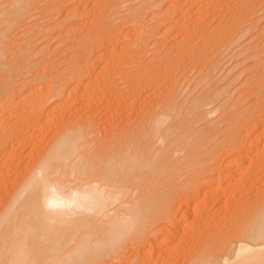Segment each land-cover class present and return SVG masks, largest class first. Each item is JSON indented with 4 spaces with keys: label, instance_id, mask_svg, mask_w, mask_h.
Here are the masks:
<instances>
[{
    "label": "bare ground",
    "instance_id": "6f19581e",
    "mask_svg": "<svg viewBox=\"0 0 264 264\" xmlns=\"http://www.w3.org/2000/svg\"><path fill=\"white\" fill-rule=\"evenodd\" d=\"M11 1L0 13L8 18L6 31L18 25L25 8H39L43 2ZM166 1L163 11L152 13L157 22L151 25L148 39L136 28L144 17L139 9L127 7V17L120 16L119 9L131 0H96L87 12L77 3L64 18L85 15L90 20L69 24L62 34L73 50L65 55L70 60L69 68L62 71L66 75L57 70L51 79L47 77L53 74L42 70L36 75L45 79L31 88L38 78L21 82L19 77L22 88L29 87L23 95L21 87L9 84L15 72L11 69L19 61L23 67L32 44L20 46L13 63H0V264H264V184L252 197H243L247 187L242 190L245 194L240 191L235 196L237 189L228 190L218 218L208 209L222 199L219 188L224 181L225 189L230 184L240 189L246 176L253 184L255 174H264V97L242 109L235 100L220 120H209L223 107L215 102L230 91L215 85L212 77L211 81L219 63L217 52L227 49L233 40L226 38L238 31L236 12L253 15L252 0H232L228 8L225 0ZM208 16L211 20L200 27ZM170 31L180 37L173 43L168 42ZM166 46L172 50L165 52ZM147 47L150 57L145 55ZM200 62H205L202 80L209 88L185 108L175 87L181 70ZM257 67L252 64L249 69ZM157 89L162 99L154 106L142 105ZM248 90L242 95L262 93ZM95 99L106 104L107 115L117 105L124 111L134 109L136 119L119 130L108 127L102 138L103 132L97 137L86 118L57 126L76 101L85 100L80 105L88 108L98 102ZM191 117L204 122L199 132L206 144L215 140L221 122H229L223 139L217 138L230 152L225 154L228 158L223 156L228 161L222 163L225 166L216 169L209 163L213 169L203 168L193 190L190 183L173 181L180 167L175 174L171 171L182 161L197 159L206 165L220 140L200 156L192 144L197 137L185 140L188 127H181ZM236 127L239 132L233 134ZM49 130L51 135L45 137ZM259 145L262 149L256 150ZM243 160L248 161L246 166L239 165ZM211 182L217 183L215 188L209 186ZM200 193L195 208L188 209ZM234 197L235 207L228 213Z\"/></svg>",
    "mask_w": 264,
    "mask_h": 264
},
{
    "label": "rangeland",
    "instance_id": "374dc122",
    "mask_svg": "<svg viewBox=\"0 0 264 264\" xmlns=\"http://www.w3.org/2000/svg\"><path fill=\"white\" fill-rule=\"evenodd\" d=\"M42 1L43 2L39 3V5H38L39 8H34V7L25 8L23 11L25 16L23 15V13H21L23 17H21V19L19 20L18 25L17 24H15V26L12 25V27L14 26L15 28H11L7 31H6V29L8 28L7 27L8 26L7 25L8 18L5 17V15L3 16V14H0V24L2 25V26L0 25V47L1 48L3 47V49H4V51H3V49L0 48V55L2 57V58H0V63H2V62L13 63L15 60H17L16 57H17V54H19V52H20V46L22 47L21 49H23V47H26L29 44H32L31 46L33 47V48L31 47L32 49L30 50L29 55L26 56V59H24L25 60V63H24L25 66L23 65L24 68L22 66L20 67V65H22V62L17 61L19 64L13 65V68L11 69V70H13V72L15 71L16 73L14 72V76L12 75L14 78H11V82H9V84L13 85L12 87L17 88V89H19L21 87V90H20L21 93L20 94L26 93L29 87L31 88L32 86L39 85L42 83V79H45V78L39 79L40 76L36 75V73L37 74L40 73V75H41L42 70L45 71L46 73L49 72L50 74H53L55 71L57 72V70H58V73H63V75H66V73H64V72H66L65 69L68 66H70L69 65L70 60H66L69 58H66L65 55L70 56L73 53L72 52L73 50H72V48H67V46H69L70 42L63 41L62 34H64L66 32V30L71 27L69 24H71V25L81 24L83 21H85L87 19L90 20L89 19L90 16L86 17L85 15H82V17H80L81 15H79V16L77 15V17L75 16V17L70 18V19L69 18L65 19L64 17L66 15V13L77 3L82 8L84 7V9L86 10L88 8H91L92 3H94L96 0H49V1L48 0H42ZM77 1H79V2H77ZM147 1L146 0H131V3L128 4V6L123 7L122 9H119V10H120V14H121L120 16L127 17V14H124L126 11L125 8L128 7L132 10L133 9H139L140 14L141 15L143 14L144 17L142 19V16H141L140 20L142 21V23L139 24V26L137 25L136 28L142 29L144 32L143 36L144 37L147 36L146 38L148 39V38H150V32L153 30L151 25L156 21V19L152 18V13L156 12V11H163V9L165 8L164 6H165L167 1L166 0H152V1L150 0L148 2ZM10 2H12V1L11 0H0V13H3L1 11L6 10L7 8H9L7 6L14 3V2H12V3H10ZM7 3H8V5H7ZM143 3H145V4H143ZM252 3H254V4H252ZM224 5L227 8L231 7L233 5V1L232 0L231 1L225 0ZM249 5H250L249 7H251L253 5L254 9L252 7V10H255L257 12L253 11V12H251L253 15H248L246 17L245 13L243 11H237L236 12L237 15H235V18H237V19L236 20L234 19V21H235V25L238 23V24H240L239 26H241V27L239 28V26L237 24V26H235V27L237 28L238 31L235 32L236 31V28H235V31H234L235 34L233 33L232 36L229 35L230 38L231 37L232 38L230 39L229 36L226 38L228 41L233 40L234 43H233V41H231V44H229L227 49L222 48V49H219L217 52V53L220 52V54H217V56L219 57V63L220 64L218 63V67L216 66V68L213 71L214 74H212L210 76V78L212 77L215 79V80H213L211 78V81L213 80L215 85H222V87H226V89L228 91L229 90L230 91L228 94H226V95L224 94V96H221L215 102V105L223 104V107H221L214 114L215 116L214 115L211 116L209 118V120H212V121L220 120V115L225 113L234 104L235 100L238 102L239 107H241V109H242V108H245L246 106H248L252 102L253 99H255V98L263 99V97H264V75L257 76L258 74L260 75V72L261 73L264 72V29H263L264 28V0H252ZM87 11L88 10H86V12ZM240 12H241V14H239ZM243 13H244V15H243ZM238 16H239V18H238ZM84 18H86V19H84ZM210 18H211V16L210 17L208 16V17L204 18V20L206 21L208 19L210 21L211 20ZM204 20H201L200 23H202V24H199V26L200 25L203 26L207 23V21L205 22ZM20 21H22V22H20ZM148 21H149V23H148ZM236 21H237V23H236ZM32 23H37L38 24L37 27L36 26L33 27ZM146 24H148V25H146ZM166 26L167 25H165V24L162 25L163 28ZM163 28L159 29L158 32L161 33L163 31ZM77 30H80V29H77ZM81 31L82 30H80V32L76 31L75 34H77L78 32H79V34H81L83 32V31L82 32ZM170 32H169L170 38L168 39V42L173 43L174 41H177L180 38L179 35L175 36L176 33L172 32V31H170ZM205 32H208V30L206 29ZM2 34H4V38H3ZM69 35H71V33H69ZM239 35L241 38L237 37ZM9 36H10V38H9ZM237 38H238V40H237ZM234 39H236V42ZM151 40H154V39H151ZM2 43H3V46H2ZM6 44H8V45H6ZM166 47H167V49L165 52H167V50L171 49V48H169V46H166ZM65 48H66V53L64 52ZM16 52H18V53L15 54ZM162 52H164V51H162ZM146 53H147V54H145L146 57L148 55H149L148 57H150L152 55L151 54L152 52L150 51V47H147ZM2 54H3V56H2ZM10 57H11V59H10ZM6 58H7V60H6ZM165 58H166V56H165ZM68 62H69V64H68ZM42 63H44V64H42ZM200 63H202V62H200ZM203 63H205V62H203ZM203 63H202V65L198 64V65H192V66L189 65V67L186 66L184 70H181L182 73H180V75H179V73H177L179 75V77L182 75L181 77H183V78H181V77L178 78L179 82L176 85L175 89L176 88L178 89V87H179V89L176 91H178V93L180 94L179 99L180 100L182 99L181 101H183V103L185 104V108L188 107L190 105L191 101H193L196 97H198V95L201 94L202 91L204 92V90H207L209 88L208 83L206 82L207 80H202L203 76L205 75L204 72L207 69L206 66L203 65ZM252 64H258V67L255 69H252V68L249 69V67ZM49 65H50V67H52V69H50V71H48V69L50 68ZM56 65L58 66V68ZM44 66L47 67V69ZM199 66H200V69H199ZM16 67L17 68L19 67V68L17 69ZM43 67H44V69H43ZM192 67H194L195 69L191 70ZM201 68H203L202 70L204 72H202ZM53 69H54V71H53ZM0 70H2V67ZM18 71H20V72H18ZM29 71H31V72H29ZM62 71H64V72H62ZM28 73H29V75H28ZM186 73H187V76L185 75ZM19 74H21V75H19ZM34 74L37 77H35ZM252 75H254V78H250V76H252ZM27 76H29V77H27ZM215 76H217V77L215 78ZM19 77H21V78L18 79ZM50 77L52 79V77H54V74L52 76L49 75L47 78H50ZM257 77H258V79H257ZM24 78H26L27 81L31 80V79L34 80L35 78H38V80L35 79V81H32V83H34L33 85H31L29 87H27L28 86L27 85V86H25L26 89H24L25 87L22 88V83H21L22 81H24V80H22ZM27 78H29V79H27ZM17 79L20 81L22 80V81L20 82ZM15 80H17L18 83ZM40 80H41V82H39ZM0 81H1V78H0ZM44 81L45 80H43V82ZM259 85H262V86L259 87ZM248 89H251V90L253 89V90H255V92H257L259 90V91H262V93L261 94L259 93L258 95H253V96L252 95H247V96L242 95V93ZM150 90H152V88ZM157 91L158 92H156L154 90L151 91L152 93L148 94L149 95L148 99L144 98V102H142L143 101L142 98H140L139 101L142 100L141 102H142V105L144 104V106H145V104H147L146 105L147 107L154 106L159 100L162 99L161 90L157 89ZM252 91H249V94H250V92H251V94L255 93ZM158 94H161V96ZM242 97H245V98H242ZM238 98H239V100H238ZM95 100H98V99H95ZM84 101L85 100L76 101V103L74 105H72L66 111L65 116H63L65 118H63L61 121H59V122H61V123L63 122V123L60 124L59 122H57L59 124V125L57 124V126H61L63 124L65 125V123L67 124L69 122L71 123L73 120H75L73 122L79 121V120H77L78 118L79 119L80 118H82V119L86 118L87 122H89V125H90V123L93 124V125H90V127L92 130H94L96 132L97 137H99L102 134L99 137V138H102V137H104V134L110 129L108 127H111L114 129L117 128V130H119L123 126L129 125V124L131 125L134 122V120L136 119L134 109L124 111L121 107H117V105H114L113 108L110 110V112H108L109 115H107V113H106L107 110L105 107L106 104L104 102L102 103V101H100V103H99V100H98V102L95 101V104L90 106L92 108L91 109L90 107L86 108L87 106L85 107L84 105H83V107L81 106L82 104H84ZM150 103H151V105H150ZM79 106H81L82 108ZM103 109H105V110H103ZM74 111H76V112H74ZM87 111H88V113H87ZM125 112H126V114H125ZM130 112H131V115H128L127 113L130 114ZM69 113H70V115H68ZM85 114H87V115L89 114L92 116H88V118H87V115H85ZM84 116H86V117H84ZM127 117H129V118H127ZM131 118H133V119H131ZM126 119L129 120L130 122L132 120V122L130 123ZM124 122H126V123H124ZM185 123L186 124L184 126H181L183 128L188 127L187 137H184V139L188 140L189 138H194L195 136L197 137V138L195 137L196 139L194 138L195 140H194V142H192V144L194 145L193 147H194L195 151L197 153L198 152L200 153V154L198 153L200 156L203 153H205V151H204L205 149H206V151L210 150L211 148H213L212 146H214L216 143H218L217 141L220 140L219 141L220 146L217 147L218 149H216L215 151L211 150L212 152H215V153H212V155L209 158V162H207L206 165H205V163H199V161H197V159H196V161L195 160H193L191 162L189 161V163H188V161L187 162L182 161L183 163L182 162H181V164L178 163L179 165L176 164L177 166L173 169V171H171L172 174H175L176 171L179 169V167L181 170L183 169V171H181L180 169L178 170L179 173L177 172L176 173L177 175L176 174H175L176 176L174 175L175 178L173 176V181L176 183L178 181V184H184V183L189 184L190 183L188 185V187L193 190L194 188L197 189L196 186L200 182L199 177H201V176H199V174L201 173L203 168H205V167L207 168L209 165H211L209 163H212L211 166H214L216 169L217 168L219 169L220 166L223 167V166H225L223 164H226L228 162L226 159V158H228V155L227 156L225 155L227 153V151L229 152L227 144L225 142H222V140L218 139V138L221 137L223 139L224 133L222 131L226 128V126L229 124V122H221L216 127V129L218 131V132H216V136L218 138L217 137L216 138L218 140L216 138H215V140H213V139L209 140L208 139L209 140L208 144H206L207 140H205L204 135L201 134V132H199L200 130L202 131V128L204 127V124H203L204 122L203 123L198 122L196 119H193V117H191L190 119L186 120ZM114 124H115V126H114ZM183 128H181V129L183 130ZM101 130H103V131H101ZM52 131H50V130L47 131V133L45 134V137H46V135H48V137H49L51 135ZM97 132H98V134H97ZM101 132H103V133H101ZM232 132H233V134H236V133L238 134V132H239L238 127H236L235 129H232ZM202 138H204V139H202ZM185 140L181 141V142L177 141V143L181 144V143L185 142ZM202 140H203V142H202ZM204 141H205V143H204ZM213 142H216V143H214V145H213ZM203 143H204V145H202ZM205 144L207 146H205ZM175 145H177V144H175ZM198 145H200L201 147H199ZM260 145L256 147V150L262 149L263 145L262 146H260ZM202 151H204V152H202ZM224 155L226 156V158L223 157ZM217 156L218 157L220 156V159L221 158L224 159V162H223V160L220 161ZM213 159H214V161H213ZM245 160L241 161L239 165L243 164L242 166H244V165L246 166L248 161H245ZM194 161L196 163H194ZM208 168L211 169L212 167H208ZM200 175H202V174H200ZM254 177H256V178L254 179L255 181L253 182V184L251 183L252 182L251 180H253V179L249 178L248 176L245 177L247 179H245V178H244L245 180L242 179L240 182V184H242V185H240V187L242 186L243 188L241 187L240 189L235 187L236 185H232V184L228 185V187H226V189H225V186L227 185V183H226L227 181L226 182L224 181L225 184L221 183V185L222 184H224V185H222V187L220 185L219 189L222 190L223 194H225V195H223V194L221 195L222 199L219 200V203H216V207L214 204L212 206L210 205V207L208 208L209 212L214 214L213 217L218 218L221 216V212H220V210H218V208L220 205H222V203L224 204L223 200H225L228 197L227 195H229V192L234 191V189L235 190L237 189V193H233L234 196L239 195L240 191L242 192V190L245 189L246 187L248 189L251 188L252 190L251 189L250 190H248V189L244 190L246 192V194H245V192H242L243 194H245V196H243V197L254 196L253 194H256V192L259 190V185L264 184V174L261 177V176H259V173H257V174H255ZM197 180H199V181L197 182ZM243 182H247V183L244 184ZM250 184L253 186H250ZM216 185H217V183L211 182L209 186L210 187L212 186L211 188H215ZM248 185H249V187H248ZM228 190H230V191L228 192ZM202 191H201V193H202ZM201 193L198 195V197H196V199H195L196 202H194V203L192 202L193 204L191 203L188 209L195 208V204H197V202H198L197 200L202 198ZM1 194H2V191H0V195ZM223 196L224 197L227 196V197L224 198ZM235 199L236 198L234 197L232 202H230V203L228 202L229 203L227 205V208H229L228 213L231 209H233L235 207ZM192 206H193V208H192ZM211 209L213 211H211ZM190 212H192V211H190ZM226 215H228V214H226ZM187 218H188V220H190V216H188Z\"/></svg>",
    "mask_w": 264,
    "mask_h": 264
}]
</instances>
